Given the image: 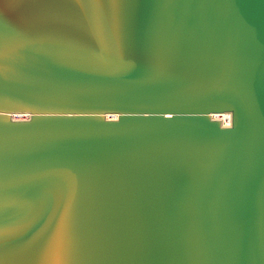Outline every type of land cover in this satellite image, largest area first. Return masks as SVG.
I'll list each match as a JSON object with an SVG mask.
<instances>
[{
  "label": "water",
  "instance_id": "obj_1",
  "mask_svg": "<svg viewBox=\"0 0 264 264\" xmlns=\"http://www.w3.org/2000/svg\"><path fill=\"white\" fill-rule=\"evenodd\" d=\"M0 264H264V0H0Z\"/></svg>",
  "mask_w": 264,
  "mask_h": 264
},
{
  "label": "bare ground",
  "instance_id": "obj_2",
  "mask_svg": "<svg viewBox=\"0 0 264 264\" xmlns=\"http://www.w3.org/2000/svg\"><path fill=\"white\" fill-rule=\"evenodd\" d=\"M19 118H26V117L22 116V117H19ZM215 118L221 120L224 124L226 123V125L229 122V119L226 116L219 115V116H215Z\"/></svg>",
  "mask_w": 264,
  "mask_h": 264
}]
</instances>
